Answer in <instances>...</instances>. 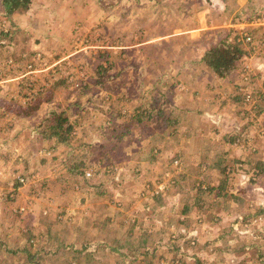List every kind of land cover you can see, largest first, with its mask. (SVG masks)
Masks as SVG:
<instances>
[{
    "label": "rangeland",
    "instance_id": "obj_1",
    "mask_svg": "<svg viewBox=\"0 0 264 264\" xmlns=\"http://www.w3.org/2000/svg\"><path fill=\"white\" fill-rule=\"evenodd\" d=\"M2 11L0 264H264V172L241 175L264 141V0ZM224 39L243 55L218 78L200 58ZM57 110L66 143L39 133Z\"/></svg>",
    "mask_w": 264,
    "mask_h": 264
},
{
    "label": "trees",
    "instance_id": "obj_2",
    "mask_svg": "<svg viewBox=\"0 0 264 264\" xmlns=\"http://www.w3.org/2000/svg\"><path fill=\"white\" fill-rule=\"evenodd\" d=\"M2 6V13L4 15H11L14 13H23L29 9L33 0H0ZM243 55V50L235 45L234 43H230L224 40L217 42L215 45L209 47V49L203 52L202 57L200 58V62L204 63L218 78H225L228 76L233 70L236 69L237 62L240 57ZM47 94L44 99L31 98L25 102L23 105H19L15 110L18 115L22 114V116H31L35 115V113L39 109V105L41 102H48L52 96L51 89L47 90ZM95 97V94L92 95ZM145 110H139V113H144ZM45 122V123H44ZM47 123V130L43 129L39 132L43 134L44 137L48 138H56L57 141L66 143L69 139V134L73 129V123L70 121V118L66 115L64 110L58 112H53L51 117H48L42 121L41 126H45ZM44 131V132H43ZM130 131L129 128L126 127L125 130L122 131V134L128 133ZM120 135V136H121ZM82 177H85L84 172L80 171ZM20 183H16V186H19ZM201 185V184H200ZM17 250V251H16ZM23 252L27 255V263L36 264L37 259L35 253H31L25 248L15 249L14 252ZM38 258V256H37Z\"/></svg>",
    "mask_w": 264,
    "mask_h": 264
},
{
    "label": "crops",
    "instance_id": "obj_3",
    "mask_svg": "<svg viewBox=\"0 0 264 264\" xmlns=\"http://www.w3.org/2000/svg\"><path fill=\"white\" fill-rule=\"evenodd\" d=\"M239 23V22H238ZM260 23V22H259ZM245 24V23H244ZM237 25H239V24H237ZM257 25H260V27H259V29H258V31L260 30L261 32H264V22H262L261 24H257ZM195 28H197V29H199V27L197 26V27H195ZM190 32L191 31H185V34H190ZM263 48H264V44H263ZM262 65H263V67H264V62H262L261 63ZM262 65H261V67H262ZM262 67V68H263ZM195 81H197V79H195L194 80V82ZM258 131H259V129H258ZM261 146H262V152L258 155V156H256V158H253V159H251L250 157H248V159L249 160H247L249 163H252V165H253V167H251V168H249L248 170H246V171H244V173H242L241 175L243 176V178L244 177H246L247 176V178H248V176H250V177H252L253 179H256L261 173H263L264 172V141L262 142V144H261ZM253 150H254V153L255 154H258L257 153V151H258V148H253ZM226 151H229L228 149L227 150H225V157L227 156V152ZM253 160H255L254 162H253ZM245 163H247V162H245ZM244 162H242V161H239V164H241V165H243V164H245ZM198 172L199 171H196V175L198 174ZM203 176V175H202ZM199 179V178H198ZM245 179V178H244ZM259 190V188L258 187H256L255 188V190ZM260 191V190H259ZM260 192H262V191H260ZM256 195H258V197H260L261 198V194L259 193V192H256ZM242 198H244V197H242ZM244 200H247L246 198H244ZM187 208V207H186ZM186 208L184 209V211H183V214H186V213H188V211L186 210ZM224 207H222V208H219L220 209V213H224L223 212V209ZM202 221V220H201ZM204 221H205V219H204ZM203 222V221H202ZM203 224V223H202Z\"/></svg>",
    "mask_w": 264,
    "mask_h": 264
},
{
    "label": "built area",
    "instance_id": "obj_4",
    "mask_svg": "<svg viewBox=\"0 0 264 264\" xmlns=\"http://www.w3.org/2000/svg\"><path fill=\"white\" fill-rule=\"evenodd\" d=\"M245 26H243L242 28V30H243V34H244V36H245V39L247 40V41H249V35H248V33H246V28H244Z\"/></svg>",
    "mask_w": 264,
    "mask_h": 264
}]
</instances>
